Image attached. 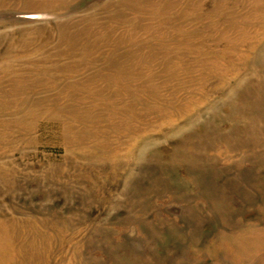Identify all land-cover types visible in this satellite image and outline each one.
<instances>
[{
	"label": "rangeland",
	"instance_id": "1",
	"mask_svg": "<svg viewBox=\"0 0 264 264\" xmlns=\"http://www.w3.org/2000/svg\"><path fill=\"white\" fill-rule=\"evenodd\" d=\"M0 264H264V0H0Z\"/></svg>",
	"mask_w": 264,
	"mask_h": 264
},
{
	"label": "bare ground",
	"instance_id": "2",
	"mask_svg": "<svg viewBox=\"0 0 264 264\" xmlns=\"http://www.w3.org/2000/svg\"><path fill=\"white\" fill-rule=\"evenodd\" d=\"M141 2H142V0H141ZM145 3H146V1H144ZM143 2V3H144ZM137 3V2H136ZM169 3V2H168ZM156 8V7H155ZM158 8V7H157ZM160 8H162V7H160ZM165 9V8H164ZM161 10V9H160ZM159 12V11H158ZM163 12V11H162ZM169 13V12H168ZM160 14V13H159ZM161 15V14H160ZM166 15V14H165ZM151 16V15H150ZM149 16V17H150ZM155 17V16H154ZM168 17V16H167ZM156 20V19H155ZM170 25V24H169ZM4 233H2V235H3ZM251 234H254V235H256V236H260V234L258 233V234H255V233H251ZM260 238V237H259ZM262 238V237H261ZM254 239H255V237H254ZM258 239V238H257Z\"/></svg>",
	"mask_w": 264,
	"mask_h": 264
}]
</instances>
